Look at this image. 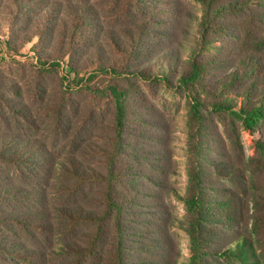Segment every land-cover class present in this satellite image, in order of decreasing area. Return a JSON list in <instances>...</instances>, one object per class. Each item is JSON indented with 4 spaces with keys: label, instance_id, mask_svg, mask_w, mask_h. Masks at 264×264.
<instances>
[{
    "label": "trees",
    "instance_id": "16d2710c",
    "mask_svg": "<svg viewBox=\"0 0 264 264\" xmlns=\"http://www.w3.org/2000/svg\"><path fill=\"white\" fill-rule=\"evenodd\" d=\"M107 1L119 31H101L90 0L12 2L24 33L11 32L8 48L18 54L15 43L37 39L62 55L40 52L32 62L15 59L11 73L0 70V264H132L124 238L134 223L128 219L133 202L120 192L128 174L118 159L127 94L117 84L104 87L101 93L114 105V134L103 148L82 147L83 130L72 125L66 97L57 99L49 87L66 57L75 77L83 67L91 72L88 79L102 73L159 81L192 99L187 184L182 196L175 194L185 215L173 219L164 204L153 206L155 222L139 225L148 226L139 234L148 262L136 264L177 263L174 220L190 241L185 264H264V0H196L200 17L182 6L192 43L169 49L163 43L157 49L150 39L159 20L145 16L142 0ZM103 39L123 55V66L102 57ZM218 41L219 48L210 46ZM154 53L150 61L141 59ZM215 120L224 137L212 126ZM243 131L260 136L249 158ZM50 141L71 154L53 153ZM80 159L97 160L99 169Z\"/></svg>",
    "mask_w": 264,
    "mask_h": 264
},
{
    "label": "rangeland",
    "instance_id": "374dc122",
    "mask_svg": "<svg viewBox=\"0 0 264 264\" xmlns=\"http://www.w3.org/2000/svg\"><path fill=\"white\" fill-rule=\"evenodd\" d=\"M142 1L145 5L142 6L146 10L145 16L159 20V24H155L154 33L150 37L156 41L157 45L163 43L165 49H169L172 47V43L180 42L187 47L189 43H192L186 33L188 20L182 18L179 11L182 12V6H184L191 14L200 17L201 6L196 0ZM12 2L13 0H0V54H2L0 70L11 73L10 68L14 67L15 59L32 62L36 53L40 52L52 53V57L58 59L62 53L54 51L53 44L43 48L37 39L28 44H23L21 41L14 42L19 46V48L18 46L13 47V49H18V54L8 48L6 42L10 41L11 32L16 31L20 35L24 33L20 25L16 24L17 20H14L17 10ZM90 3L96 8L95 16L97 23L100 26L102 24V32L121 29V22L110 18L112 16V11L109 9L110 2L90 0ZM251 9L257 10L255 4L251 6ZM183 13L186 12L183 11ZM173 15L179 17L181 21L173 23ZM164 17H166V21L162 20ZM192 33H195L194 29ZM218 37L219 40L222 38ZM213 43L210 46L218 48L221 46V41ZM101 46L105 48L102 56L104 59L116 62L117 67L124 65L123 55L116 53L110 44L106 43V40H102ZM160 48L161 45L157 49ZM207 50L209 53L216 51L214 48ZM156 55L159 54L142 56L141 59H145L144 62L150 61L151 57ZM188 55L184 52L180 54L182 59H186ZM85 57L83 55L78 58L77 65H82ZM68 59L69 57H66L60 61L59 71L50 76L49 87L57 99L63 95L66 97L67 114L72 125L76 124L83 130L82 147L90 150L91 147L96 149V146L103 148L108 143L106 142L108 137L114 134L112 131L114 105L106 94L101 93L104 87H107L108 84H117L127 94L125 140L118 159L120 168L128 174L127 189L120 188V192L133 202L129 208L128 219L134 223L130 225L128 235L124 238V245L130 251L132 264L143 261L147 263L148 255L141 250L143 243L147 242H144L139 234L146 231L148 226L145 225L140 229L139 225L146 223L151 226L158 216L157 208L154 207L161 204H164L163 209L173 219H183L185 215L184 205L176 198L175 194L182 196L187 184L185 163L189 134L188 116L192 99L185 92L171 88L166 83L159 81H142L130 76L111 79L110 76L102 73L94 79H88L91 72L83 70V67L78 68L80 75L75 77L71 72H68L66 67ZM205 113L209 114L208 110ZM212 126L224 137L223 126L217 120L212 123ZM259 139V134L252 135L247 131L242 132L241 140L246 158L255 155V146ZM50 142L49 146H54L53 153L71 154L68 149L65 150L61 147L59 142ZM81 161L82 163L85 161L87 166L99 169L97 160ZM161 184H164L163 187H160ZM173 222L172 236L177 248L175 252L180 253L176 264H185L190 258V241L186 232L180 228L179 223L175 220Z\"/></svg>",
    "mask_w": 264,
    "mask_h": 264
},
{
    "label": "crops",
    "instance_id": "0c3cea01",
    "mask_svg": "<svg viewBox=\"0 0 264 264\" xmlns=\"http://www.w3.org/2000/svg\"><path fill=\"white\" fill-rule=\"evenodd\" d=\"M2 59V54H0V60Z\"/></svg>",
    "mask_w": 264,
    "mask_h": 264
}]
</instances>
